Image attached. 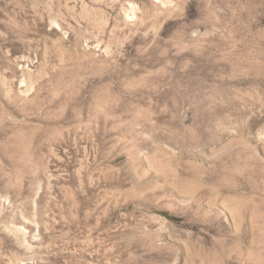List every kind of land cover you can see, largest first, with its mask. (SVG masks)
<instances>
[{
    "label": "rangeland",
    "instance_id": "rangeland-1",
    "mask_svg": "<svg viewBox=\"0 0 264 264\" xmlns=\"http://www.w3.org/2000/svg\"><path fill=\"white\" fill-rule=\"evenodd\" d=\"M0 264H264V0H0Z\"/></svg>",
    "mask_w": 264,
    "mask_h": 264
},
{
    "label": "bare ground",
    "instance_id": "bare-ground-1",
    "mask_svg": "<svg viewBox=\"0 0 264 264\" xmlns=\"http://www.w3.org/2000/svg\"><path fill=\"white\" fill-rule=\"evenodd\" d=\"M19 231H20L21 233H23V232L25 233V231H23V229H19Z\"/></svg>",
    "mask_w": 264,
    "mask_h": 264
}]
</instances>
